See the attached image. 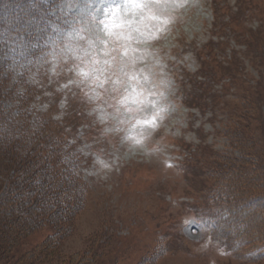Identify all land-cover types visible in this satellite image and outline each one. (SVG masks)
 I'll return each mask as SVG.
<instances>
[{
  "label": "rangeland",
  "instance_id": "obj_1",
  "mask_svg": "<svg viewBox=\"0 0 264 264\" xmlns=\"http://www.w3.org/2000/svg\"><path fill=\"white\" fill-rule=\"evenodd\" d=\"M161 11L173 21L161 43L181 111L170 161L117 152L103 176L94 133L74 110L29 125L9 108L0 114V264H264L235 253L264 252V0H166ZM58 12L54 3L35 59L0 57V82L28 87ZM224 181L244 218L218 231Z\"/></svg>",
  "mask_w": 264,
  "mask_h": 264
},
{
  "label": "clouds",
  "instance_id": "obj_2",
  "mask_svg": "<svg viewBox=\"0 0 264 264\" xmlns=\"http://www.w3.org/2000/svg\"><path fill=\"white\" fill-rule=\"evenodd\" d=\"M165 2L55 0L58 35L27 88L14 77L0 82V114L11 108L32 125L31 117L62 122L74 110L94 133L92 165L103 176L117 152L167 165L181 111L173 56L161 43L173 22Z\"/></svg>",
  "mask_w": 264,
  "mask_h": 264
},
{
  "label": "trees",
  "instance_id": "obj_3",
  "mask_svg": "<svg viewBox=\"0 0 264 264\" xmlns=\"http://www.w3.org/2000/svg\"><path fill=\"white\" fill-rule=\"evenodd\" d=\"M54 3L55 0H0V57H9L22 65L44 52L45 44L53 31L51 21H55V17L51 15V7ZM220 186L219 191L225 193L222 195L224 204L221 205L222 210L214 219L218 231H224L228 226L236 227L241 223L244 217L243 214L241 217L239 209L245 205L235 203L232 205L226 198L229 194L226 187L229 188L230 185L224 181ZM231 188L230 198L237 192L236 186L231 185ZM235 211L238 213L237 218L232 217ZM240 240L238 239V242ZM235 253L244 259L264 258V252L254 255L253 252Z\"/></svg>",
  "mask_w": 264,
  "mask_h": 264
}]
</instances>
